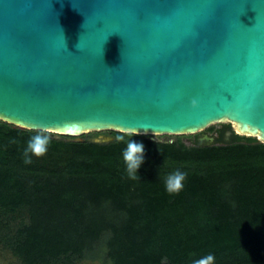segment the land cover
<instances>
[{
	"label": "water",
	"instance_id": "water-1",
	"mask_svg": "<svg viewBox=\"0 0 264 264\" xmlns=\"http://www.w3.org/2000/svg\"><path fill=\"white\" fill-rule=\"evenodd\" d=\"M0 120L264 143V0H0Z\"/></svg>",
	"mask_w": 264,
	"mask_h": 264
},
{
	"label": "trees",
	"instance_id": "trees-1",
	"mask_svg": "<svg viewBox=\"0 0 264 264\" xmlns=\"http://www.w3.org/2000/svg\"><path fill=\"white\" fill-rule=\"evenodd\" d=\"M37 133L51 142L26 163ZM112 136L55 137L0 120V247L17 264H191L207 254L215 264H264L263 142L134 135L144 152L132 180L117 139L129 136ZM177 169L185 186L169 194L161 176Z\"/></svg>",
	"mask_w": 264,
	"mask_h": 264
},
{
	"label": "clouds",
	"instance_id": "clouds-1",
	"mask_svg": "<svg viewBox=\"0 0 264 264\" xmlns=\"http://www.w3.org/2000/svg\"><path fill=\"white\" fill-rule=\"evenodd\" d=\"M144 130L147 131V129ZM138 134L139 133L137 128H130L127 133V135L129 136V139L127 141H125L124 136L117 137L119 141L126 142V148L123 152V160L126 165L127 175L132 180L140 179L137 169L143 162V144L131 140L132 136ZM50 142V136L45 134L37 133L36 135L31 137L25 149V162H31V157L28 155V153H32L37 157L45 155ZM157 175L161 174L157 172ZM161 178L163 180L165 190L169 194H174L179 193L181 190H183L187 174L177 169L173 172L163 174ZM191 264H215V256L213 254H207L205 256L193 259L191 261Z\"/></svg>",
	"mask_w": 264,
	"mask_h": 264
},
{
	"label": "rangeland",
	"instance_id": "rangeland-1",
	"mask_svg": "<svg viewBox=\"0 0 264 264\" xmlns=\"http://www.w3.org/2000/svg\"><path fill=\"white\" fill-rule=\"evenodd\" d=\"M226 125H229L231 127V129H233V123L225 121V122H215L212 124V126L214 127L213 130H216L218 128H222ZM209 127V126H208ZM205 128L204 130L200 131V132H204V131H212L209 128ZM112 131L113 130H109V129H105V130H100V131H91V132H87L85 133L87 136L90 137H96L100 134L103 135H111L112 136ZM198 132V133H200ZM50 134H52L55 137H59L60 134L54 133V132H49ZM198 133H194V134H182V135H174V134H153L150 135L152 139H156V140H165V139H174L176 136H181L182 140L187 143V144H193L195 142V138L196 135ZM231 141V140H229ZM104 244V243H103ZM9 250H5L4 248L0 247V264H17L16 259L13 257V255L11 254V252H8ZM94 264H99V261H95Z\"/></svg>",
	"mask_w": 264,
	"mask_h": 264
},
{
	"label": "flooded vegetation",
	"instance_id": "flooded-vegetation-1",
	"mask_svg": "<svg viewBox=\"0 0 264 264\" xmlns=\"http://www.w3.org/2000/svg\"><path fill=\"white\" fill-rule=\"evenodd\" d=\"M205 134H209L213 136L214 143H226V142H229V140L233 139L235 132L233 131V129H231L229 125H226L216 130H212L208 132L204 131V132L198 133L196 135L195 142L201 143L202 141L200 139L203 138Z\"/></svg>",
	"mask_w": 264,
	"mask_h": 264
}]
</instances>
